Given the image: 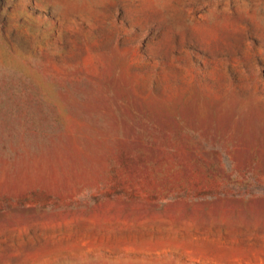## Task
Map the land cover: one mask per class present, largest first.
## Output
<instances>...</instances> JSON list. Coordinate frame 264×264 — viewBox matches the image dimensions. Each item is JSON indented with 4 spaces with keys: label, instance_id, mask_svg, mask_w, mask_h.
I'll return each instance as SVG.
<instances>
[{
    "label": "rangeland",
    "instance_id": "obj_1",
    "mask_svg": "<svg viewBox=\"0 0 264 264\" xmlns=\"http://www.w3.org/2000/svg\"><path fill=\"white\" fill-rule=\"evenodd\" d=\"M0 264H264V0H0Z\"/></svg>",
    "mask_w": 264,
    "mask_h": 264
}]
</instances>
